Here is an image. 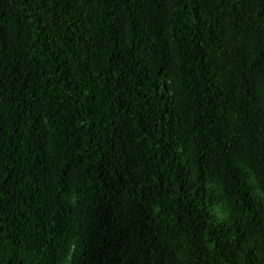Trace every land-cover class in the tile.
<instances>
[{
  "label": "trees",
  "instance_id": "obj_1",
  "mask_svg": "<svg viewBox=\"0 0 264 264\" xmlns=\"http://www.w3.org/2000/svg\"><path fill=\"white\" fill-rule=\"evenodd\" d=\"M0 264H264V0H0Z\"/></svg>",
  "mask_w": 264,
  "mask_h": 264
}]
</instances>
